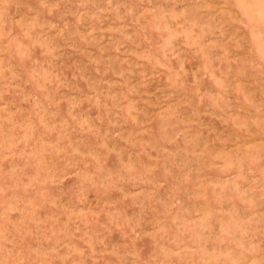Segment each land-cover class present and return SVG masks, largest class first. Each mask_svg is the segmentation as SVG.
<instances>
[{"label":"rangeland","instance_id":"374dc122","mask_svg":"<svg viewBox=\"0 0 264 264\" xmlns=\"http://www.w3.org/2000/svg\"><path fill=\"white\" fill-rule=\"evenodd\" d=\"M0 264H264V0H0Z\"/></svg>","mask_w":264,"mask_h":264}]
</instances>
